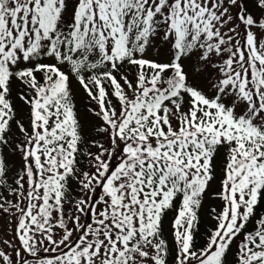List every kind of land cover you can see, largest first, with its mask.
Returning <instances> with one entry per match:
<instances>
[{"label":"snow or ice","instance_id":"obj_1","mask_svg":"<svg viewBox=\"0 0 264 264\" xmlns=\"http://www.w3.org/2000/svg\"><path fill=\"white\" fill-rule=\"evenodd\" d=\"M0 189V264H264V0H0Z\"/></svg>","mask_w":264,"mask_h":264},{"label":"rangeland","instance_id":"obj_2","mask_svg":"<svg viewBox=\"0 0 264 264\" xmlns=\"http://www.w3.org/2000/svg\"><path fill=\"white\" fill-rule=\"evenodd\" d=\"M73 89L75 92V99H76V105H77V109L78 112L80 114V118L81 121L85 124L86 127H91L94 124H98L100 123L99 121H97L94 117H90L88 112H87V107H88V99L86 97V95L83 93V91L79 88V85L76 84L75 81H73ZM23 113H27V109L26 106H23L22 104L19 105L18 107V115L17 116H22ZM93 151H96L95 148L92 149ZM9 150H5L6 154ZM8 159L10 161L11 164H13L14 166H18L20 161L18 157L15 156H8ZM82 166H86L82 165ZM218 179H219V174L217 176V180H214L209 189H208V194L205 196L204 201H203V206L201 207V209L199 210V215H203V213L208 212L210 210V207L212 204L216 203V205L219 207L222 206V202L219 201L218 199H215L213 197V193L219 190V185H218ZM0 194L3 195H8V193L4 190V189H0ZM77 192L75 190H73V196H76ZM9 199H13L12 197H9ZM72 212V205H66L65 207V213L67 215H70ZM83 219L85 220V222L88 221L87 216L83 217ZM9 221H12L11 223V228L9 227ZM215 221V220H214ZM71 227V224L69 225ZM15 227V223H14V219L12 217H6V216H0V240L3 239H12V228ZM231 257V255H230Z\"/></svg>","mask_w":264,"mask_h":264},{"label":"trees","instance_id":"obj_3","mask_svg":"<svg viewBox=\"0 0 264 264\" xmlns=\"http://www.w3.org/2000/svg\"><path fill=\"white\" fill-rule=\"evenodd\" d=\"M19 85L14 84V91H13V99L17 105V115H18V107L19 105H23L22 102H20L17 98V92L19 91ZM25 106V105H23ZM27 109V107H26ZM78 110V109H77ZM28 112V109H27ZM27 113H23L22 116H17L18 119H22L25 123H27ZM212 208H216L219 211V207L216 205V203L212 204L210 207V210L208 212L203 213V215H199V224H198V236L197 239L199 240L201 237L206 235V233L211 230L215 226V221L210 216V212ZM258 212L264 213V206L257 209ZM171 213H169V217H171ZM165 237L169 240L170 244L172 242L171 236L169 234V220H165ZM235 247V246H233ZM231 258V257H230Z\"/></svg>","mask_w":264,"mask_h":264}]
</instances>
